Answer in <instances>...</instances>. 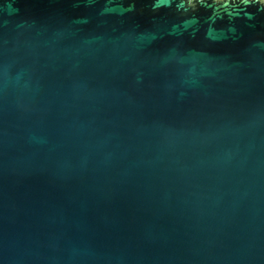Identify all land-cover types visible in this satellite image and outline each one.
I'll return each instance as SVG.
<instances>
[{"label": "water", "instance_id": "95a60500", "mask_svg": "<svg viewBox=\"0 0 264 264\" xmlns=\"http://www.w3.org/2000/svg\"><path fill=\"white\" fill-rule=\"evenodd\" d=\"M0 264H264V0H0Z\"/></svg>", "mask_w": 264, "mask_h": 264}]
</instances>
